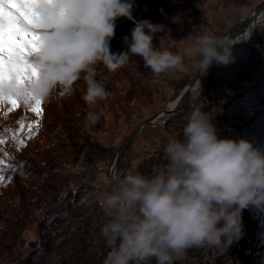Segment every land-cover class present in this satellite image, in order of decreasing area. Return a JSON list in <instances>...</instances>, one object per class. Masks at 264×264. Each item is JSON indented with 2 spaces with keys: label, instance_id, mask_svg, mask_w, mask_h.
Here are the masks:
<instances>
[{
  "label": "trees",
  "instance_id": "obj_1",
  "mask_svg": "<svg viewBox=\"0 0 264 264\" xmlns=\"http://www.w3.org/2000/svg\"><path fill=\"white\" fill-rule=\"evenodd\" d=\"M131 2L132 18L116 21L111 52H125L124 38L148 20L163 26L153 44L181 55L186 71L156 76L134 55L115 70L97 65V79L110 96L96 106L103 113L99 121L87 127L83 81L73 95L42 102L39 115L32 111L34 103H0V264H10L14 255L19 259L12 264H103L110 249L100 234L107 217L98 196L111 190L105 180L116 150L195 72L194 37L201 31L220 39L228 31L230 37L241 33L248 19L240 20L264 0ZM256 37L231 50L233 62L227 66L213 63L201 72L199 87L179 109L147 125L128 145L115 174L135 166L150 176L164 167L165 134L182 139L193 108L212 118L221 138H244L264 148V27ZM29 125H37L31 138ZM175 264H264V208L242 212V233L231 245L190 248Z\"/></svg>",
  "mask_w": 264,
  "mask_h": 264
},
{
  "label": "clouds",
  "instance_id": "obj_2",
  "mask_svg": "<svg viewBox=\"0 0 264 264\" xmlns=\"http://www.w3.org/2000/svg\"><path fill=\"white\" fill-rule=\"evenodd\" d=\"M20 7L22 30L39 38L0 84L5 99L50 103L73 95L83 81L87 127L99 121L96 106L110 96L97 65L115 70L134 55L156 76L186 71L181 55L153 44L163 26L148 20L124 38L125 52H111L116 21L132 18L131 0H34ZM194 42L199 71L233 62L232 46L220 38L201 31ZM185 120L182 139L165 134L164 167L146 176L132 166L105 180L111 190L98 196L107 217L100 234L110 250L103 264H175L190 248L231 245L241 236L242 212L264 208V148L221 138L200 108Z\"/></svg>",
  "mask_w": 264,
  "mask_h": 264
},
{
  "label": "snow or ice",
  "instance_id": "obj_3",
  "mask_svg": "<svg viewBox=\"0 0 264 264\" xmlns=\"http://www.w3.org/2000/svg\"><path fill=\"white\" fill-rule=\"evenodd\" d=\"M30 2H34V0H0V84L10 79V70L16 67L30 48H34V41L39 38L22 30L19 23L20 17L25 16L20 5ZM18 101V99H5L0 95V103L7 102L15 106ZM25 103L31 104L27 100ZM34 104L35 107L32 111L39 115L42 102L37 101ZM28 127V136L31 138L32 130L37 125ZM2 179L3 177H0V180Z\"/></svg>",
  "mask_w": 264,
  "mask_h": 264
},
{
  "label": "water",
  "instance_id": "obj_4",
  "mask_svg": "<svg viewBox=\"0 0 264 264\" xmlns=\"http://www.w3.org/2000/svg\"><path fill=\"white\" fill-rule=\"evenodd\" d=\"M264 13V5L260 8L254 10L250 15V22L247 26L246 31H250L248 36L243 39L242 41H238L239 38L243 34L236 35L233 39L228 40L229 37V31L225 34V36L221 39V42L225 46H232L231 50H233L236 47L246 45L250 43L254 37V34L256 32L257 26L259 24L260 18L262 17V14ZM201 74V71L197 68L195 72L192 74L188 82L185 84V86L181 89L179 94L175 96L170 102L166 104L164 108L157 111L154 115L144 119L139 123V125L125 138V140L121 143V145L116 150L114 157L112 159L109 171H108V177L111 179L113 175H115L116 167L119 163V160L128 147V145L137 137V135L149 124H153L157 119L161 118L165 114L173 113L179 109V107L182 105L184 100L186 99L187 95L191 92L196 90L200 85V79L199 76Z\"/></svg>",
  "mask_w": 264,
  "mask_h": 264
},
{
  "label": "rangeland",
  "instance_id": "obj_5",
  "mask_svg": "<svg viewBox=\"0 0 264 264\" xmlns=\"http://www.w3.org/2000/svg\"><path fill=\"white\" fill-rule=\"evenodd\" d=\"M264 5V2L259 6V7H257V8H254L253 10H251V11H249V13L245 16V18H243V19H241L240 21H242V20H245V19H248L247 20V23L245 24V28L243 29V31L241 32V33H239V34H243L245 31H246V29H247V26H248V24H249V22H250V15H251V13L254 11V10H256V9H258V8H260L261 6H263ZM262 27H264V13L262 14V17L260 18V21H259V24H258V26H257V29H259V28H262ZM257 29H256V32H255V34H254V37H253V39L254 40H257L258 39V37H256V33H257ZM227 33V32H226ZM239 34H237V35H239ZM225 36V35H224ZM236 36V35H235ZM235 36H233V37H230V32H229V37L227 38L228 40H231V39H233ZM252 39V40H253ZM192 76V75H191ZM190 76V77H191ZM190 79V78H189ZM188 82V81H187ZM185 86V85H184ZM183 86V87H184ZM108 175V174H107ZM19 259V256L18 255H14L13 256V258L10 260V264H12V263H14L15 261H17Z\"/></svg>",
  "mask_w": 264,
  "mask_h": 264
},
{
  "label": "bare ground",
  "instance_id": "obj_6",
  "mask_svg": "<svg viewBox=\"0 0 264 264\" xmlns=\"http://www.w3.org/2000/svg\"><path fill=\"white\" fill-rule=\"evenodd\" d=\"M249 32H250L249 30L246 31L245 34H243V35L241 36V38L238 39V41H242L243 39H245V38L248 36ZM169 102H170V101H169Z\"/></svg>",
  "mask_w": 264,
  "mask_h": 264
}]
</instances>
